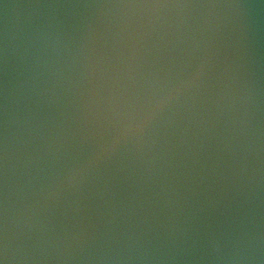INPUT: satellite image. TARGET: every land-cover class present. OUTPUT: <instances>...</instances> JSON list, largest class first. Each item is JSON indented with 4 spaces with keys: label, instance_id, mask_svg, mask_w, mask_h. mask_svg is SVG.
Wrapping results in <instances>:
<instances>
[{
    "label": "water",
    "instance_id": "obj_1",
    "mask_svg": "<svg viewBox=\"0 0 264 264\" xmlns=\"http://www.w3.org/2000/svg\"><path fill=\"white\" fill-rule=\"evenodd\" d=\"M0 264H264V0H0Z\"/></svg>",
    "mask_w": 264,
    "mask_h": 264
},
{
    "label": "snow or ice",
    "instance_id": "obj_2",
    "mask_svg": "<svg viewBox=\"0 0 264 264\" xmlns=\"http://www.w3.org/2000/svg\"><path fill=\"white\" fill-rule=\"evenodd\" d=\"M161 103H162V101H161Z\"/></svg>",
    "mask_w": 264,
    "mask_h": 264
}]
</instances>
